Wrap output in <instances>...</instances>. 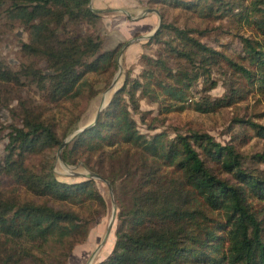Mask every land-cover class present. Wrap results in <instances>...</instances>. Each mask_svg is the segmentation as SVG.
<instances>
[{
	"label": "trees",
	"instance_id": "1",
	"mask_svg": "<svg viewBox=\"0 0 264 264\" xmlns=\"http://www.w3.org/2000/svg\"><path fill=\"white\" fill-rule=\"evenodd\" d=\"M159 1L246 22L261 39L241 36L244 54L235 58L205 44L202 30L165 22L160 9L162 22L151 37L157 55H141L137 77L126 74L95 123L61 150L67 165L108 180L119 208L113 247L96 264H264V170L246 165L234 144L206 132L147 134L131 115L140 98L157 103L160 112L174 109V102L187 105L199 79L207 90L217 85L214 69L230 71L248 91L264 95V0ZM88 2L0 0V17L24 25L30 40L22 51L36 58L16 70L0 62V88L34 84L46 103H57L79 96L88 73L112 76L118 51H103L102 40L91 33L66 29L68 23L97 21ZM212 103L202 98L194 107L207 112ZM36 109L24 107L21 124L10 125L0 162V180L19 186L16 195L0 191V264H65L107 208L96 179L67 182L47 164L31 166L29 156L63 141L44 109ZM236 121L264 137V125Z\"/></svg>",
	"mask_w": 264,
	"mask_h": 264
},
{
	"label": "rangeland",
	"instance_id": "2",
	"mask_svg": "<svg viewBox=\"0 0 264 264\" xmlns=\"http://www.w3.org/2000/svg\"><path fill=\"white\" fill-rule=\"evenodd\" d=\"M88 6L103 11L97 13L99 14L97 21L94 23L81 22L79 25L68 23L66 29L72 34L91 33L102 40L103 51L113 49L118 51L117 65L112 76L105 72L88 73L86 75L87 85L83 86V91L79 96L57 103H46L43 100V93L34 84L15 87L2 86L0 88V162L6 152L10 125L21 124L24 107L36 111V107L44 109L48 120L54 122L60 137L65 141L79 128L93 122L102 105L105 91L118 73L120 82L115 91L123 83L126 74L132 78L137 77L143 67L141 55L155 57L159 51V46L151 42L152 36L147 37L156 29L158 15L153 11H145L147 9L157 10L161 19L160 9L164 11L163 20L165 22L194 28L197 32L202 30L198 36L205 44L235 58L244 54L240 41L241 36L261 39L255 28L246 22L228 16L206 17L191 9L174 6L172 3L163 4L159 0H89ZM139 15L141 16L136 18ZM29 40L30 37L24 25L11 21L4 15L0 17V62L16 70L22 64L36 61L33 55L24 54L22 51V43ZM122 49L123 53L120 55ZM37 62L40 66H45L43 60L37 59ZM211 77L217 81L214 88L207 90L208 84H204L199 79L190 91L192 94L188 96L189 103L183 105V103L174 102V109L169 111L160 112L157 103L140 98V109L137 112H131L138 129L147 134L166 131L171 137L177 130L184 134L192 131L206 132L222 144H234L236 149L245 156L246 165L264 170V159L257 157L258 155L264 156V137L256 135L249 125L236 121L243 119L264 125V95L254 88L252 92L248 91L247 85L241 79H237L236 75H232L230 71L214 69ZM91 92L93 93L90 94ZM113 94V92L109 93L101 111L108 105ZM228 96H231V99L227 101ZM202 98L215 102L210 105V110L207 112L196 110L194 107L196 102H202ZM70 128L74 130L63 137L62 133ZM61 150L60 145L54 146L29 156L28 161L37 170L46 164V167L51 166L57 177L63 181L78 182L85 178L86 176H76L73 173H87L89 170L79 164L67 165L62 161L61 156L59 157ZM96 186L105 198L106 212L97 222L90 223L87 235L75 243L65 264H96L109 254L115 242L119 208L113 190L112 196L107 185L97 179ZM18 187L10 184L7 177L0 180V191L7 196H11V190H14L13 195H16ZM19 192L21 196L24 195L22 189H19ZM112 197L116 206V214L107 236L106 232L112 216Z\"/></svg>",
	"mask_w": 264,
	"mask_h": 264
},
{
	"label": "water",
	"instance_id": "3",
	"mask_svg": "<svg viewBox=\"0 0 264 264\" xmlns=\"http://www.w3.org/2000/svg\"><path fill=\"white\" fill-rule=\"evenodd\" d=\"M91 9H92V7H90ZM92 11L93 12H95V13H100V12H103L102 10H99V9H92ZM145 11H147V12H155L157 15H158V25H157V27H156V29L151 33V34H149V35H147V37L149 38V37H151L153 34H155V32L157 31V29L160 27V25H161V21H162V19H161V16H160V14H159V12L157 11V10H155V9H147V10H145ZM141 15H139V16H137L136 18H138V17H140ZM125 47V46H124ZM123 53V49L120 51V55ZM116 77V76H115ZM116 86V79L114 78L113 80H112V82H111V84L109 85V87L107 88V90L105 91V93L106 92H109L110 90H112L114 87ZM104 106V103H102V105L100 106V109L97 111V113H96V115H95V117H94V120H93V122L91 123V124H89V125H86V126H84V127H82V128H79L76 132H74L67 140H65V141H63L62 142V144L60 145V148L62 149V147L64 146V144L65 143H67L75 134H77V133H79V132H81L82 130H84L85 128H87V127H89V126H91L93 123H95V121L97 120V118H98V116H99V114H100V112H101V109H102V107ZM59 157H60V154H59ZM73 175H76V176H86V177H88V178H94V179H97V180H100V181H102V182H104L106 185H107V187H108V190L110 191V193H111V195L113 196V193H112V186H111V184L109 183V181L108 180H106L104 177H102L101 175H99V174H97V173H94V172H87V173H78V172H76V173H73ZM112 202H113V206H112V216H111V219H110V222H109V225H108V228H107V232H106V234H107V236H108V234L110 233V230H111V228H112V225H113V223H114V219H115V214H116V206H115V204H114V200H113V197H112Z\"/></svg>",
	"mask_w": 264,
	"mask_h": 264
},
{
	"label": "bare ground",
	"instance_id": "4",
	"mask_svg": "<svg viewBox=\"0 0 264 264\" xmlns=\"http://www.w3.org/2000/svg\"><path fill=\"white\" fill-rule=\"evenodd\" d=\"M119 78H120V74L118 73L117 76L115 77V79H116V86L112 90H110V92L105 93L102 103H105L107 101V98L109 96V93H112V92L114 93L116 87L119 85V82H120L119 81Z\"/></svg>",
	"mask_w": 264,
	"mask_h": 264
}]
</instances>
